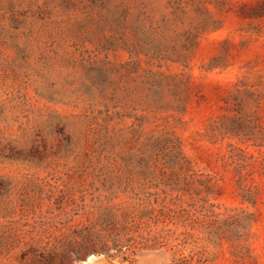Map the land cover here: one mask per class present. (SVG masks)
I'll use <instances>...</instances> for the list:
<instances>
[{"label":"rangeland","instance_id":"obj_1","mask_svg":"<svg viewBox=\"0 0 264 264\" xmlns=\"http://www.w3.org/2000/svg\"><path fill=\"white\" fill-rule=\"evenodd\" d=\"M63 254L264 264V0H0V264Z\"/></svg>","mask_w":264,"mask_h":264},{"label":"trees","instance_id":"obj_2","mask_svg":"<svg viewBox=\"0 0 264 264\" xmlns=\"http://www.w3.org/2000/svg\"><path fill=\"white\" fill-rule=\"evenodd\" d=\"M114 239V237H113ZM108 240L106 239L104 241V248L102 250H100L99 252H104L107 256H112V254H109L110 249H112L109 245H107ZM126 248L130 247V245H125ZM116 251H118L120 248L117 247V244H114L113 247ZM55 256L50 257L51 260H46L45 264H62L63 260L68 258L69 256H67L66 254H63V256L59 257V259L56 261L55 259L52 260Z\"/></svg>","mask_w":264,"mask_h":264}]
</instances>
